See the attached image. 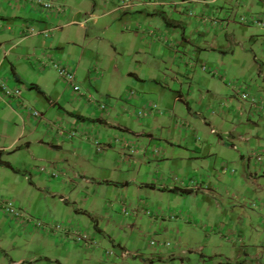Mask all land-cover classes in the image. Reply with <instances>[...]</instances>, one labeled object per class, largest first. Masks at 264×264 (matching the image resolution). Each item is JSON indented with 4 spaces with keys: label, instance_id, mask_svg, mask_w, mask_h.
Listing matches in <instances>:
<instances>
[{
    "label": "crops",
    "instance_id": "obj_1",
    "mask_svg": "<svg viewBox=\"0 0 264 264\" xmlns=\"http://www.w3.org/2000/svg\"><path fill=\"white\" fill-rule=\"evenodd\" d=\"M43 1L54 7L0 0V81L23 88L21 99L0 89V199L33 221L88 231L94 244L0 212V264H166L189 252L208 264H264V159L255 160L264 115L238 98L245 88L264 98V27L240 21L264 9ZM54 63L75 72L81 93ZM148 103L160 112L136 117ZM124 203L137 218L124 217ZM184 233L204 234V244L179 252ZM136 234L176 244L139 247Z\"/></svg>",
    "mask_w": 264,
    "mask_h": 264
},
{
    "label": "built area",
    "instance_id": "obj_2",
    "mask_svg": "<svg viewBox=\"0 0 264 264\" xmlns=\"http://www.w3.org/2000/svg\"><path fill=\"white\" fill-rule=\"evenodd\" d=\"M39 3L42 4V6L45 9H52L54 7L52 1H43L39 0ZM131 4V0H124L122 1V6L128 8ZM238 5V4H237ZM240 21L242 23H252L256 24L258 26L264 27V14H253L251 16H247L245 13L241 14ZM31 35H42L43 37H50L51 31L49 29L42 30L37 29L35 27L31 28L30 32ZM58 73L60 79L66 84L73 88V90L77 93H81V87L77 82V77L75 72L69 69L68 66L62 65L59 63H54L52 66ZM205 70L206 67H203ZM0 89L3 92V95L7 99H21L22 97V91L23 88L21 85H16L14 87L8 85L6 82L0 81ZM131 97H135L136 93L135 91H131L130 93ZM240 99L244 102H250L251 108L254 113L257 114H263L264 115V98L263 97H257L252 91L250 90H243L240 92ZM90 101H94V99L90 98ZM99 107L102 111H108L109 106L104 101L99 102ZM158 105L156 103H148L144 108H140L137 111H134L133 113L138 118L142 117H150L151 115H155V113L158 111ZM36 117H41L42 114L40 111H33L32 112ZM102 147H100L101 150ZM256 161L262 162L264 159V152H260L255 157ZM41 173L46 172V168L42 167L39 170ZM56 174H53L55 176ZM122 211L125 213V215H133V213H129V209L123 208ZM0 212L6 213L10 216H13L16 219L24 220L26 222H32L35 223L36 220H32L31 217L26 215L22 209L17 207L14 200H2L0 199ZM37 224V223H36ZM35 225V224H34ZM36 227H43L44 229H48L49 231L52 230L54 232H62L66 238V240H71L76 243L82 244V245H92L94 244V240L92 239V235L83 229L76 228L74 226H70V228H67V226L63 222H55L51 224L44 223V226L41 223H38L35 225ZM171 243L169 242H151L152 247H168ZM112 253V251H109Z\"/></svg>",
    "mask_w": 264,
    "mask_h": 264
},
{
    "label": "rangeland",
    "instance_id": "obj_3",
    "mask_svg": "<svg viewBox=\"0 0 264 264\" xmlns=\"http://www.w3.org/2000/svg\"><path fill=\"white\" fill-rule=\"evenodd\" d=\"M124 1V0H122ZM226 0H222L220 3L224 4ZM252 2L257 6V9L260 8V9H264V0H252ZM218 3V5L220 4ZM235 3V1H234ZM221 6V5H220ZM84 11V14H83V18L84 19H88V15H85V12H89L91 13L90 9L87 8V7H83L82 8ZM259 10V9H258ZM91 22H89L88 26H90ZM239 90V89H238ZM245 91H247L248 89L245 88L244 89ZM243 91V90H241ZM238 92V98L240 99V92ZM241 100V99H240ZM242 101V100H241ZM102 102H104V100H102ZM243 102V101H242ZM158 105V104H157ZM159 107V105H158ZM158 112H160L159 108H158ZM156 114V113H155ZM256 160V159H255ZM232 172H234V170H232ZM123 207L129 209V213H133L135 209H133L131 206H129V204H126L124 203L123 204ZM122 207V208H123ZM122 210V209H121ZM122 214L124 215L125 218L127 219H133V218H137L138 215L136 214H129V215H125V213L122 211ZM136 215V216H135ZM130 219V220H131ZM38 223H41L43 226H44V221H42V219H36L35 221V225H37ZM67 226V225H66ZM38 228V227H37ZM38 229H43V227H39ZM217 230V229H216ZM49 231V230H48ZM59 232H57V235H59L58 239L62 240V241H65L67 242L68 244H71V245H79V246H83L82 244H79V243H76L74 241H71V240H64V236L62 234V232H60V234H58ZM199 235V234H198ZM196 233H184L183 234V240L180 242H178L179 246H180V251L179 252H182V251H187V250H197L198 248H200L203 244H204V234H200V236H198ZM135 237L133 238L136 239V242H137V246L139 247H142V245L144 246H149L151 244V242L155 241V242H161L162 239H160V237H158V235H155V234H151V235H145V234H136L134 235ZM169 242V241H168ZM170 246H168L167 248H173L174 245L176 244V242L174 240H170ZM23 244H26V239H22L21 241L17 242L15 245L13 244V247L16 249V250H19L21 248V246ZM136 245H135V250H136ZM213 245V243L211 244ZM150 249H155V247H152ZM132 252L133 249H130ZM200 250V249H199ZM182 257L185 256V255H181ZM186 259L185 260H182L181 258H177V259H174L173 261L169 262V263H166V264H208V262H205L204 259H202V257L200 256V254L196 253V252H189L188 254H186ZM133 261L134 259H130L127 264H133ZM154 264H162V263H159V262H155Z\"/></svg>",
    "mask_w": 264,
    "mask_h": 264
}]
</instances>
